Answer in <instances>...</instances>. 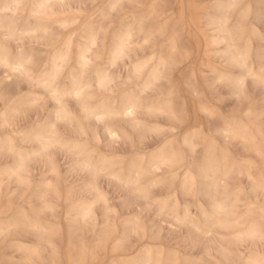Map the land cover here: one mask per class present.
<instances>
[{
	"label": "clouds",
	"instance_id": "1",
	"mask_svg": "<svg viewBox=\"0 0 264 264\" xmlns=\"http://www.w3.org/2000/svg\"><path fill=\"white\" fill-rule=\"evenodd\" d=\"M0 264H264V0H0Z\"/></svg>",
	"mask_w": 264,
	"mask_h": 264
}]
</instances>
